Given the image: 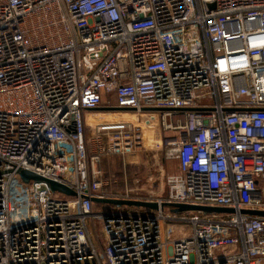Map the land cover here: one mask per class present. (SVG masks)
Wrapping results in <instances>:
<instances>
[{
  "label": "built area",
  "instance_id": "2783aa9c",
  "mask_svg": "<svg viewBox=\"0 0 264 264\" xmlns=\"http://www.w3.org/2000/svg\"><path fill=\"white\" fill-rule=\"evenodd\" d=\"M102 107L137 119L90 123ZM155 119L180 173L114 194L103 162ZM244 209L264 210V0H0V264H264Z\"/></svg>",
  "mask_w": 264,
  "mask_h": 264
},
{
  "label": "rangeland",
  "instance_id": "374dc122",
  "mask_svg": "<svg viewBox=\"0 0 264 264\" xmlns=\"http://www.w3.org/2000/svg\"><path fill=\"white\" fill-rule=\"evenodd\" d=\"M114 98L110 97L105 100L108 105H114ZM125 110H99L98 112H123ZM100 121L116 120L111 116L96 115ZM105 116V117H103ZM120 117H122L120 115ZM91 119L90 123H94ZM155 133H160L158 122L155 126L145 127V139L141 147L136 151L125 154H114L105 159L102 164L106 176L111 179V191L116 195H124L130 191L131 195H137L142 199L166 197L168 192L167 176L169 171L166 170V164L162 163V158L165 160L166 151L159 144L160 137ZM172 160V159H167ZM165 164V165H164ZM160 166H165V171H162ZM169 166V164H168ZM15 179L14 183L19 182ZM98 207V206H97ZM116 209L117 205L107 204V209ZM142 208V207H141ZM139 209V208H137ZM144 210V208L140 209ZM176 238L180 237L182 232L177 225L172 226Z\"/></svg>",
  "mask_w": 264,
  "mask_h": 264
},
{
  "label": "water",
  "instance_id": "95a60500",
  "mask_svg": "<svg viewBox=\"0 0 264 264\" xmlns=\"http://www.w3.org/2000/svg\"><path fill=\"white\" fill-rule=\"evenodd\" d=\"M103 109H113V110H122L123 107H102ZM21 178L29 182L31 179L40 180L42 179L41 176L27 171V170H20L19 172ZM51 188L53 190H59L68 194H75L71 189L67 186L50 181ZM94 201L97 203H109L115 204L119 207L128 206V207H146L151 208L154 210L158 209V203L155 201H148V200H137V199H115V198H94ZM166 206H170L171 210L174 212H184V211H207V212H233L234 209L232 208H224V207H216V206H196V205H189V204H177V203H162L161 207L165 208ZM244 214L249 215H257V216H264V210H254V209H244L242 210Z\"/></svg>",
  "mask_w": 264,
  "mask_h": 264
},
{
  "label": "bare ground",
  "instance_id": "6f19581e",
  "mask_svg": "<svg viewBox=\"0 0 264 264\" xmlns=\"http://www.w3.org/2000/svg\"><path fill=\"white\" fill-rule=\"evenodd\" d=\"M96 115H105V116H111L113 119H130V120H136L137 119V115L131 112H101V113H95ZM93 114H89V118L90 120L92 119L93 121H100V118L97 116H92ZM120 115L122 117H120ZM103 116V117H105ZM92 121V122H93ZM95 123V122H94ZM157 124L156 120H153V122L151 124H149V127L155 126ZM160 141V140H159Z\"/></svg>",
  "mask_w": 264,
  "mask_h": 264
},
{
  "label": "crops",
  "instance_id": "0c3cea01",
  "mask_svg": "<svg viewBox=\"0 0 264 264\" xmlns=\"http://www.w3.org/2000/svg\"><path fill=\"white\" fill-rule=\"evenodd\" d=\"M156 120V122H158V119H155ZM156 134V136L158 135V137H160V133H155ZM162 163H165L166 164V170L167 171H169V174H172V173H180V171H181V168H180V162H179V160H177V159H172V160H167V159H163L162 158ZM164 164V165H165ZM168 164H169V166H168ZM160 168L162 169V171H165V166L164 167H162V166H160Z\"/></svg>",
  "mask_w": 264,
  "mask_h": 264
}]
</instances>
